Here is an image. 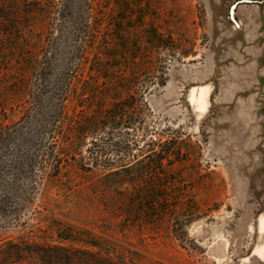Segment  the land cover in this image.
<instances>
[{
  "label": "rangeland",
  "instance_id": "rangeland-1",
  "mask_svg": "<svg viewBox=\"0 0 264 264\" xmlns=\"http://www.w3.org/2000/svg\"><path fill=\"white\" fill-rule=\"evenodd\" d=\"M241 1L99 4L106 53L117 54L109 23L131 27L136 49L105 62L118 83L99 79L85 62L65 119L57 91L52 107L35 112L12 100L3 69L16 61L12 35L20 34L7 37L0 25V124L23 126L39 144L35 153H51L25 165L28 179L18 183L11 177L29 149L0 146V177L11 178L0 183L10 209L0 216V264H264V0L239 4L236 25L230 10ZM58 7L59 0L57 37L75 41L70 24L58 31ZM64 52L65 59L72 53ZM112 98L122 113L116 122L97 117L113 108ZM90 120L103 128L71 132L75 121ZM68 136L73 146L63 148ZM88 164L93 171L81 168ZM8 240L25 241L27 255L2 259L13 253L3 251Z\"/></svg>",
  "mask_w": 264,
  "mask_h": 264
},
{
  "label": "trees",
  "instance_id": "trees-1",
  "mask_svg": "<svg viewBox=\"0 0 264 264\" xmlns=\"http://www.w3.org/2000/svg\"><path fill=\"white\" fill-rule=\"evenodd\" d=\"M25 1L27 0H0V25L9 28L6 36H11V32H18L20 34L17 36L12 35V38L20 43V48H14V51L18 52H16V61L13 66L3 69L4 75H6V85L13 92L12 100L19 101L21 104H32L35 106L34 112L38 109L42 110L48 102L50 107H52V102L55 101V97L49 101L48 99L51 98L50 95L57 91L60 94L57 108L60 109V116L65 119L68 116L67 101L71 100V83L74 79H78L77 75L83 70L85 62L90 61L92 66L89 67V70L93 71L92 73L97 72L99 79H105L107 83L119 82L115 79L117 77L114 78V76L106 73L107 66L105 62L109 60L119 61L122 53L135 51L136 48L133 47V43L127 39V33L131 30V27L124 29L121 25L109 23L116 41L115 46L112 48L117 53L109 55L106 53L107 48L104 45L103 36H101V33L107 27L104 25V21H100L102 19L97 20L100 17L98 5L107 0H88L82 7L80 0L77 7L74 6L73 0H59L58 21L60 23V29L58 31L64 28L66 24H70L73 29L72 36L75 41L70 39V37L65 39L64 35L60 38L57 37V0H32L31 2L27 1L28 3H22ZM94 33L96 35H93ZM0 36L3 37L1 33ZM71 42H75L74 45ZM67 49L72 51V53H69L65 59L63 54ZM4 50L7 51L8 49ZM2 52L0 51V54ZM134 57L138 58L137 55ZM6 59L7 61L11 60L10 58ZM94 60L95 63H92ZM58 64L62 66L59 69V76H57ZM119 65H115L112 69L118 68ZM75 72H77V75ZM31 77L35 78L34 83L33 81L30 83ZM8 96L6 95V98ZM112 99L113 103L110 107L113 106V108L98 113L100 115L97 117H104V119H111L116 122L122 113L116 111L120 109V105L116 103L114 98ZM85 106V104H80L77 107L84 109L87 108ZM23 113V117L30 114L26 111ZM91 115L93 116L94 114L91 113ZM33 116L35 115L31 113L29 119ZM89 124L93 127H88ZM75 125L78 127L82 126L80 133L86 136L97 133L104 126L103 122L100 121L90 120L84 121L83 123L75 121L71 126V132ZM17 127L15 125L0 124V146L8 147L9 145H15L21 148L26 145L29 149V152L25 154L26 156L22 158V161L27 158V162L22 163L19 169H15V173L11 177H16L18 183H20L28 179L27 176L30 170L23 168L25 165L29 166L31 163L39 162L38 159L40 158H48L51 156V153L47 152L42 155L39 151L35 153L39 144L28 138L32 136L31 131L25 133L22 128L23 126H20V128ZM19 132L23 133L24 137H27L17 140L14 136ZM62 142L63 148L73 146L72 137H63ZM43 143L40 145L42 146ZM5 165L3 164V167ZM94 167V165L88 164L83 165L81 168L83 170L93 171ZM28 168L31 169L30 166ZM41 172H44V170ZM109 174L118 176L120 173L119 170H116L111 171L107 175ZM11 178L1 175L0 183H10L9 180ZM9 212L10 209H7L5 202L0 201V216L7 217ZM27 246L25 241H6L3 251L11 249L13 253L8 254L11 257H2V259H6L8 263L20 261L27 255Z\"/></svg>",
  "mask_w": 264,
  "mask_h": 264
},
{
  "label": "water",
  "instance_id": "water-1",
  "mask_svg": "<svg viewBox=\"0 0 264 264\" xmlns=\"http://www.w3.org/2000/svg\"><path fill=\"white\" fill-rule=\"evenodd\" d=\"M251 2H252L251 0H243V1H241V2H237V3H235V4L231 7V10H230V17H231L232 21H233L236 25H238V22H237V20H236V18H235V9H236V7H237L239 4H241V3H251Z\"/></svg>",
  "mask_w": 264,
  "mask_h": 264
},
{
  "label": "bare ground",
  "instance_id": "bare-ground-1",
  "mask_svg": "<svg viewBox=\"0 0 264 264\" xmlns=\"http://www.w3.org/2000/svg\"><path fill=\"white\" fill-rule=\"evenodd\" d=\"M204 88V87H203ZM196 92V91H195ZM206 93V90H205V88L204 89H201L200 90V94H201V98L203 97V95ZM197 94V93H196ZM195 93H193V95H192V98H193V100H198L199 101V99L201 100V98H199L198 97V95H196ZM197 101V102H198ZM200 102V101H199Z\"/></svg>",
  "mask_w": 264,
  "mask_h": 264
}]
</instances>
